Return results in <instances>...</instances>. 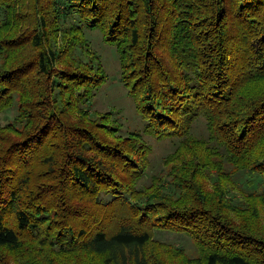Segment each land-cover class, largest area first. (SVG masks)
Instances as JSON below:
<instances>
[{"label":"trees","instance_id":"1","mask_svg":"<svg viewBox=\"0 0 264 264\" xmlns=\"http://www.w3.org/2000/svg\"><path fill=\"white\" fill-rule=\"evenodd\" d=\"M85 29L115 47L141 130L95 108L109 76ZM10 111L0 264H264V0H0ZM146 135L179 139L150 184Z\"/></svg>","mask_w":264,"mask_h":264},{"label":"rangeland","instance_id":"2","mask_svg":"<svg viewBox=\"0 0 264 264\" xmlns=\"http://www.w3.org/2000/svg\"><path fill=\"white\" fill-rule=\"evenodd\" d=\"M85 32L91 46L100 53L109 76L108 81L97 94L95 108L100 110L113 109L117 120L122 126V135H127L135 130H141L144 126V121L137 112L133 99L128 95L127 89L121 82L120 62L115 47L107 44L103 40L102 34L99 30L85 29ZM12 117V111L3 114L0 117V124H4ZM191 133L200 137L207 138L209 136L210 133L208 124L204 117H200L195 122ZM145 139L149 144H151L152 153L150 155L151 164L149 171L144 177L143 182L145 184H150L152 176L163 170L164 157L175 149L179 139L169 138L158 140L147 135L145 136ZM241 178L243 179L246 189L256 188L257 185L254 180L250 183V181H248L249 177L246 179L241 176ZM154 237L161 242H172L176 244L178 248L184 249L190 255H195L197 253V248L193 244L192 240L183 233L166 229L165 231H156ZM165 256L170 257V254L167 252ZM165 262L168 264V261L165 260Z\"/></svg>","mask_w":264,"mask_h":264}]
</instances>
